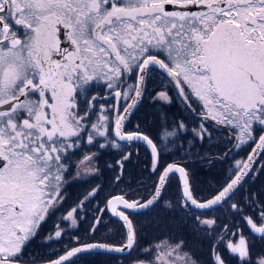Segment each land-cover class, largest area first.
Instances as JSON below:
<instances>
[{"label": "snow or ice", "instance_id": "obj_1", "mask_svg": "<svg viewBox=\"0 0 264 264\" xmlns=\"http://www.w3.org/2000/svg\"><path fill=\"white\" fill-rule=\"evenodd\" d=\"M153 73L175 86L191 113L228 130L234 148L255 144L248 162H237L236 174L206 199L194 195L186 166L165 164L161 149L139 128L124 130ZM101 90L116 103H101ZM153 99L170 102L163 91ZM178 127L186 126L181 121ZM193 131L201 140L211 135L203 123ZM174 135L165 129L160 140ZM114 137L151 147L152 195H112L97 209L121 222L123 244L76 238V246L47 264H75L79 254L130 256L137 235L130 217L153 207L193 213L192 243H211L209 258L200 260L195 248L184 250L185 240L162 241L158 264H264V249L254 252L256 240L264 244V206L256 219L241 217L252 239L241 225L221 230L215 219L201 218L232 199L256 153L264 152V0H0V264H20L41 224L62 206L73 167L76 177L83 162L92 167L98 152L83 149L119 147ZM175 174L181 198L162 204ZM82 206L61 220L76 226ZM230 207L240 214L237 204ZM100 223L97 217L90 225L93 234ZM63 232L57 225L43 242L59 241Z\"/></svg>", "mask_w": 264, "mask_h": 264}, {"label": "rangeland", "instance_id": "obj_2", "mask_svg": "<svg viewBox=\"0 0 264 264\" xmlns=\"http://www.w3.org/2000/svg\"><path fill=\"white\" fill-rule=\"evenodd\" d=\"M134 82V81H133ZM132 82V83H133ZM165 85L167 83H164ZM168 88V87H167ZM153 89H155V86L151 87L149 91H153ZM167 94V93H166ZM157 94H145V96H143L142 100L145 101V104L142 107H145L144 110H142V114H140V116H136V120L139 123V125L145 126L144 129H142L143 127L141 126H137V124H135L134 130H137V128H139V130H143L146 131L148 133H151L152 131V127H151V120H147L148 118H146L145 116H143V114H147L151 113V105H154L155 100L157 99H153L154 97H156ZM168 96V95H167ZM169 97V96H168ZM170 98V102L171 99L174 101L173 97H169ZM161 102H163L164 100H159ZM142 102V101H141ZM169 102V101H167ZM169 102V103H170ZM108 104V103H106ZM168 104V103H166ZM180 104V103H179ZM146 111V112H145ZM113 115V114H112ZM182 120H180L181 122ZM179 122V123H180ZM178 124H176V127L174 125V129L173 130H168V131H175L176 135L168 137V139L172 140L166 144H163V149H164V155L162 156L165 164L169 163L171 160H175L176 158H180L181 156L183 157V154L177 155V150L178 147L179 148H184L183 147V142H186L188 144H190L189 147H192L193 145H197L199 144L198 142H194L195 139H197L198 137L196 136L195 132L193 131V129H198L200 126V124L198 122H196V124L194 125H190V123H187L186 121L184 123V125L186 126L185 128L181 129L178 127ZM203 123V122H202ZM204 124V123H203ZM205 125V124H204ZM150 126V127H148ZM136 127V128H135ZM208 129V126H205ZM209 131V129H208ZM210 133V131H209ZM260 133H255V135L258 137ZM195 138V139H194ZM116 143L119 145V147H112V146H107L105 148H90V149H83V152H87L88 154L94 153V152H98V158L95 161H92V167L89 168V162L86 161L85 163H83V168H84V173L82 174L81 171L79 170L80 174L78 177H76V169L73 167V173L71 175V177H68V181L69 182H74L77 181V183L82 182L83 185L85 186V190L84 191H71V188L67 187V185H65V189H64V196L65 199L62 202V206H60L59 211L55 212L54 215L49 216L45 222H43L40 226L39 229V234L38 236L35 238V240L32 243H35L36 245H41L44 242L45 237L54 234L55 230H56V226L59 225L60 228L64 229V232L62 233V238L59 241H51V243H57V246L52 247L48 250L49 253L43 254L42 252H38L37 255H31L28 257H25L24 259L27 262H31L33 260H37V259H43V258H57L58 256H60L61 254H63L67 248H71L76 246V238H79L80 243H84V242H94V241H104V242H114L113 244H123L124 240L121 236V232L123 231L120 227V224L114 220L111 219V216H105L102 219V223H100V229L98 230V233L96 235H91L90 234V225L94 224V221L96 220V218L99 216V211H97L96 209H101V200H104L105 203L107 201V199L117 193H113V189L117 190V188H124L126 187V182H124L123 184L117 186L118 180H117V176L119 175L120 172V168L116 166V161L118 159H113V162H111V158L110 156L107 157V153H109L112 150H116L118 153L121 154V151H123L124 153L127 152L128 150H130V146H128L127 148L125 147L124 149L121 148L120 142H118V140L114 137ZM192 139V140H191ZM189 140V141H188ZM104 141L101 140V143H103ZM130 145V144H128ZM253 144H251V142L248 145H243L240 148H238V152H237V162H243L244 158L246 157L249 148L252 146ZM136 146V144H135ZM202 147L204 148V145H202ZM138 149L140 155H143L145 157H147L148 153L146 152V150L144 149V147L142 146H136L135 151ZM203 150V149H202ZM179 151V150H178ZM181 151V150H180ZM82 153H78V158L80 159L81 156L83 155ZM204 152V151H202ZM119 155V154H118ZM117 155V158H119V156ZM140 157H138L139 159ZM148 158V157H147ZM146 158V159H147ZM79 161V160H78ZM169 161V162H168ZM77 162V160H76ZM119 162V161H118ZM117 162V163H118ZM118 165H120L118 163ZM263 165V162H259V164L256 165V169L255 171L252 173L251 176V180H254L256 178V176L258 175V172L261 168V166ZM144 168L143 171L138 170L139 172H142L140 174H142V177L140 178V180H138V182H140V185H142V183L144 182L145 184H148L149 182H154V177L150 178V173H149V168H150V164H146V167H142ZM108 169H111L112 172L110 174H106L107 172H109ZM107 171V172H106ZM237 171V169L235 167H231L230 168V172L228 173V175L233 176V174ZM106 172V173H105ZM104 175H108L110 176L108 178V184L107 186L112 187L110 191H108V193L106 195H104V198H101L102 195H100L101 189L105 186V178ZM113 177L112 181L110 182V179ZM146 177H148V180L146 179ZM226 176L225 175H221V179L220 182L218 181H208V185L204 182V186L202 188V185H200L197 181H195L197 183V187L199 192H201L203 194V196H207L209 193H212L210 195H213L214 192L224 183V178ZM97 181V183H95ZM200 183H202V180H198ZM89 183V188H87V184ZM143 183V184H144ZM90 184L91 186L93 185V189H97L98 191L96 192V194L94 196L88 197L87 200H85V197L88 196V194L92 191L90 189ZM117 184V185H116ZM169 190H167V192L164 194L165 196L163 197V201L161 202L163 204L164 201H171L173 203V200L171 199L173 196L176 197V203L179 202L180 198H181V193H180V187L179 184L177 182H175L174 180L170 181V185L168 186ZM69 188V189H68ZM208 188V189H207ZM68 189V190H67ZM171 189V190H170ZM174 189L175 193L172 191ZM207 189V190H206ZM143 191L145 190H140L138 189V192L135 194V197H133L134 199H140L142 196L141 194L143 193ZM170 191H172L173 193H170ZM203 191V192H202ZM142 192V193H141ZM150 192V193H149ZM244 191H242L239 195L236 196V198L234 200H230L226 207L228 210H231V204L235 203L238 205V207L240 208L241 212L238 215L236 213V211L234 209H232L235 213V216H233V213H230V218L227 219L228 223L223 224V217L219 216L220 213L222 212L223 214L225 212H223L224 210L221 211H209L206 213L205 216H202V219H215L216 220V224L217 227H219L221 230H223V226L224 225H228L229 227L232 226L231 220H235L237 221L238 219L243 220L241 217H251L253 219H256L259 215V208H256L254 205H252L250 198H248L247 196L242 195ZM140 194V195H139ZM152 194V190H147V196ZM176 195V196H175ZM109 196V197H108ZM146 196V197H147ZM172 196V197H170ZM96 197H99V199H97ZM204 198V197H202ZM246 200L245 205H249L251 208L250 213L249 211H244L243 207L241 205V203H243L241 200ZM83 201V206L79 209L78 212V221H77V225L76 226H71V221H63L61 220L62 216H66L67 212L72 210L73 208H75L78 204H80ZM253 201V200H252ZM105 205V204H104ZM173 205H175V203H173ZM96 208V209H95ZM156 209V208H155ZM225 209V210H227ZM93 211V213H92ZM162 207L161 208H157V214L162 212ZM189 215H192L193 213L189 212ZM200 213H196V215H199ZM222 215V214H221ZM134 215H131V218H134ZM245 222V221H244ZM238 224V223H235ZM243 233L246 236H249L250 239H252L253 237L251 236L250 230L249 228L245 225V223L243 224ZM233 231H235V229H233ZM202 237V235H201ZM112 240V241H109ZM167 240L170 243H176L171 241L168 238L165 239H161L158 241H154L153 243H151L150 245L143 247L141 249H139V247L137 246V250L135 251L134 255H132L130 258H123V259H119L118 262L116 264H137V262L139 261H143L145 262V264H158V262L156 261V257L159 254V250H157L156 245L160 244L162 241ZM138 241V240H137ZM50 243V242H49ZM54 243V244H55ZM48 244V243H47ZM264 246V244H261L258 240H256V247L258 248L259 246ZM136 247V246H135ZM39 248V247H38ZM44 248V247H42ZM36 249V248H35ZM144 249H149L148 252H144ZM185 251H189L184 249ZM35 251H38L37 249ZM30 253V252H29ZM31 253H33V250L31 248ZM43 254V255H42ZM51 258V259H54ZM50 260V259H48ZM42 261H46V260H42ZM42 261H36L38 262H42Z\"/></svg>", "mask_w": 264, "mask_h": 264}, {"label": "trees", "instance_id": "obj_3", "mask_svg": "<svg viewBox=\"0 0 264 264\" xmlns=\"http://www.w3.org/2000/svg\"><path fill=\"white\" fill-rule=\"evenodd\" d=\"M151 81H152V84H153V82L156 81L155 73H153L148 80V83H147L148 89L151 88ZM144 104H145V101L143 100L140 103L139 108H137V110L129 118V120L127 122L126 129L134 130L133 126L135 124H137L138 127L142 126V125H139V123L137 122L136 116L137 115L139 116V114H142L141 106H143ZM146 118H148L147 120H151L149 113L147 114ZM145 126H142V127L144 128ZM148 127H150V126H148ZM151 127H153L152 120H151ZM154 127H155V125H154ZM118 142H120L122 149L130 146L131 151L128 150L125 153L123 151H121V154H120L116 150H112L109 153H107V157L110 156L111 162H113V159L114 160L118 159L116 161V166L120 168V172H119V175L117 176V177H119V179H117L119 184L118 185L116 184V185L119 186V185L123 184L124 182H126V185H125L126 187L117 188V190L113 189V193L127 194L128 199H134L133 197H135V194L138 192V189H140V190L146 189V191H143V193L141 192L142 197L140 199H147L150 196V195L149 196L146 195L147 190H150V189L152 190L153 181L149 182L148 184H145L143 182L144 184L142 183V185H140V182H138V180H140V178L142 177V174H140L142 172L138 173V170L142 169L141 171H143L144 168H142V167L143 166L146 167V164H148V163L150 165H152V158H151L149 151L147 150V148L143 144L141 145L140 143H138L136 141H131V142L118 141ZM128 144H130V145H128ZM135 144H136V146L138 145V146L144 147V149L148 153V155H147L148 158L143 156V155H140V153L138 152V149L135 151V148H136ZM162 146L163 145H160V149L162 151V156H163L165 151H164ZM179 152L180 151L177 150V155H179ZM190 153H191V155L198 154V153H196V151H194V149H192V147L190 148ZM180 154H182V153L180 152ZM117 155L119 156V158H117ZM111 156L113 157V159ZM124 156H128L129 158L127 160H124L123 159ZM138 157H140V158L138 159ZM180 158H182V156ZM176 159H178V158H176ZM118 161H120V163H121L120 165H118V163H117ZM259 162H263V165L261 166L256 178L254 180L250 181L251 176H252V175H250L247 178V180L242 184V186L239 187V190L236 192V194L232 197L231 200H234L237 195H239L242 191H244L242 193L243 197L248 195L247 197L250 198L251 203L253 202L252 205L256 206V208H259V209L262 206H264V153L261 155ZM259 162L257 164H259ZM150 168H149V173H150V178H152L154 176H153ZM255 169H256V167H255ZM255 169H254V171H255ZM108 170H109V172L106 171L107 172V173L105 172L106 174H110L112 172L111 169H108ZM191 171L195 172V174H196L195 181H197L199 183V181H198L199 177H200L199 169L195 168L193 166V169ZM201 175H202V188L204 186V182L208 185V183H207L208 181L220 182V180H222L221 179L222 173L217 174V175L216 174L209 175L205 172L203 167H202V174ZM225 176L226 177L224 178V181L226 178L230 177L231 175L227 174ZM109 177L110 176H108V175H104V178H105L104 182L106 184L101 189V192H100V195H102L101 198H104V195H106L108 193V191H110L111 188L114 186V185L112 187L107 186V184H108L107 180ZM112 179H113V177L110 179V182L112 181ZM146 179L148 180V177H146ZM175 182H177V180H175ZM95 183H97V181ZM167 190H169V187H167L166 190L164 191L163 197L165 196L164 194L167 192ZM172 191L175 193L176 190L174 191V189H173ZM172 191H170V193H173ZM210 194H212V193H209L205 197L199 191H197L195 193V195L198 199H206V198L211 196ZM114 195H116V194H114ZM170 197H172V196H170ZM202 197H204V198H202ZM96 198L99 199V197H96ZM171 199L173 200V203H175V205L178 204V203H176V197L173 196ZM101 201L102 202L100 204L102 207V206H104L105 201L104 200H101ZM241 201L243 202V206H242L243 210L246 212L250 211L251 207L249 205L248 206L245 205V203H244V202H246V200H244V201L241 200ZM241 205H242V203H241ZM155 208L156 207H153V208H151L145 212H141V213H132V215H134L135 217L134 218L130 217V218L133 219V223L136 226V230H137L136 237L137 238H136V247L132 251L130 256L110 254V257H111L110 258L109 255L81 254L80 258L78 260L76 257H74L72 260L75 261V264H116L119 259H123V258L127 259V258H130L132 255H134L135 251L137 250V246L139 247V249H141L143 247L150 245L154 241H158V240L165 239V238H168L173 242H177L179 240H185L187 242L186 247H185L186 250L192 251L193 248H195L196 255L199 257L200 260H207L209 258L207 253H208L209 248L211 247V243H209L207 240L203 244H200V243L193 244L192 243L191 232H192V228L194 226V221L190 218L192 216V215H189L190 213L185 215L184 210L177 207L175 209V212H166L162 209L163 211L157 214V208L156 209ZM225 209H227V208H225L224 206H220V207L215 208L214 210H211V211L224 210L223 212H225V213L223 214L221 212L219 215V216L223 217L224 219H226V220H223V224L228 223L227 219L230 218L231 212L233 213V216H235V213L232 210V208H231V210H228V209L225 210ZM193 211L195 212V214L200 213V211H197V210H193ZM108 215L109 214L107 212H105V214L102 215V219H103V217L108 216ZM111 219L118 222L119 224H121L115 218L111 217ZM94 223H95V221H94ZM100 226H101L100 224L97 225L98 229H100ZM97 233H98V231L95 232L94 234L90 231L91 235H96ZM196 235L198 237H201L202 233L197 232ZM109 241H112V240H109ZM54 243H51V242L48 244L43 243L41 245H36L35 243H31L29 245V247L26 249L24 257L21 260V262H23V263H37L36 261H42V260L48 261V259L54 258V257L43 258V259L40 258L37 260H33L31 262H27L24 259L25 257L31 256V255H37L38 252H42L43 254L49 253L48 250L50 248L57 246V243H55V244ZM84 243H87V242H84ZM108 243H110V242H108ZM112 243H114V242H112ZM212 243H215V241H213ZM42 247H44V248H42ZM31 248L33 250V253H31ZM35 248L38 251H35L36 250ZM262 249H264L263 245L259 246L258 248H255V250H254L255 254H260ZM253 259H255V256L253 257ZM42 262H44V261H42ZM233 264H235V261H233Z\"/></svg>", "mask_w": 264, "mask_h": 264}, {"label": "flooded vegetation", "instance_id": "obj_4", "mask_svg": "<svg viewBox=\"0 0 264 264\" xmlns=\"http://www.w3.org/2000/svg\"><path fill=\"white\" fill-rule=\"evenodd\" d=\"M155 77H156V81L153 82V84L151 81V87L155 86V89H153V91H149L150 89H148L146 87V91L144 93V96L146 93L154 95V94H157V93L163 91V92H166L169 97H173L174 101L172 99H171L170 103L167 101L161 102L159 100L153 101L154 105H151V108H150V110H151L150 117H151V120L153 123L152 132L148 133V132H145L143 130H139L141 133L147 135L160 148V145H163L166 143L169 144V142L172 140V138H171V139H167V141L162 142L160 140L162 131L165 129L167 131L173 130L174 125L176 127V124H178L180 122V120H182L184 122L186 121L187 123H190V125H193V124L195 125L196 122H198L201 125V123L203 122L205 124V126H208V129L210 131V134H211L210 138L207 136L203 140H201L199 137L197 139L194 138L195 139L194 142H198L199 144L193 145L192 149H194V151H196V153H198V154L191 155V153H190L191 147H189L190 144L183 142L184 148L181 149L178 147V150L179 151L181 150L180 152L183 154V157L175 159V160H171L170 162L168 161L169 163L175 161L176 163H179L183 166H186V170L189 172V176H190V183L192 185V188L194 190V195H195V193L199 190L197 187V183L195 182L196 174H195V172L191 171L193 169V166L195 168L199 169V172H200L199 179L200 180H202V175H201L202 174V167L204 168L205 172L209 175H212V174L217 175V174H221V173L224 175H227L230 172L231 167H235L237 169L238 148L233 147L235 141L230 140L231 133L228 130H226L220 126H215L214 122H212V121H203L201 119V117H199L196 114L191 113L185 107L184 103H182L180 101V98L178 97L177 90H176L175 86L172 83H170L168 79H166L165 77H163L161 75H157L155 73ZM128 82L132 83L133 80H129ZM164 83H167V84L165 85ZM101 94L106 97L105 101H101V103H105V106H108L109 104L116 103V101L114 99H112V97L108 96L106 90H101ZM106 103H108V104H106ZM166 103H168V104H166ZM121 104H123V102H121ZM193 107L195 108L196 105L193 104ZM138 108H139V106H138ZM144 109H145V107H142V110H144ZM122 111H123V108L121 107V112ZM197 111H198V109H197ZM112 114L115 115L114 113H112ZM139 116H140V114H139ZM143 116L146 117V114H143ZM154 125H155V127H154ZM126 126H127V123H126L125 128H124L126 132L137 131V130H128V129H126ZM142 129H144V128H142ZM101 140H103V139L101 138ZM136 142L140 143L141 145L143 144L139 141H136ZM202 145H204V148L202 147ZM252 146L249 148V151L252 148ZM90 148H92V147H89L86 149H90ZM147 150L149 151L148 148H147ZM202 151H204V152H202ZM249 151H248V153H249ZM149 153H150V151H149ZM150 155H151V153H150ZM151 158H152V156H151ZM245 158H244V160H245ZM76 160L77 161L80 160L78 158V154H77V156L73 157V162H76ZM85 162H83V163H85ZM258 162H259V160L257 161V163ZM83 163L80 165V169H79L82 174L84 173ZM257 163H256V165H257ZM119 164H121V163H119ZM256 165H255V167H256ZM150 167H151L150 169H152V165H150ZM255 167H254V169H255ZM254 169L252 170L250 175H252ZM72 173H73V171H72ZM235 173L233 174V176L235 175ZM69 177H71V176H69ZM172 180H174V181L177 180L179 187H180V182H179V179H178L176 174ZM200 185H202V183H200ZM67 187L71 188V191H76V190L84 191L85 190V186L83 185V183L82 182L77 183V181L69 182ZM87 188H89V183L87 184ZM92 188H93V185L91 186V184H90V189L92 190ZM226 205L227 204H222L221 206H224L225 208H227ZM242 206H243V203H242ZM103 208H105V205L101 207V210ZM100 212L101 211H99V213ZM105 212L108 213V211H103L102 215L105 214ZM92 213H93V211H92ZM249 213H250V211H249ZM101 218H102V216H101ZM231 223L232 224L238 223V225H241L240 230L243 231V227H244L243 224L245 223L244 220H241V219H238L237 221L231 220Z\"/></svg>", "mask_w": 264, "mask_h": 264}, {"label": "water", "instance_id": "obj_5", "mask_svg": "<svg viewBox=\"0 0 264 264\" xmlns=\"http://www.w3.org/2000/svg\"><path fill=\"white\" fill-rule=\"evenodd\" d=\"M143 98V97H142ZM141 101H142V99H141ZM141 101L137 104V106H136V108H134L132 111H131V113L128 115V117H127V119L124 121V128H125V125H126V123H127V121L129 120V118L131 117V115L135 112V110L137 109V107L140 105V103H141ZM123 112V111H122ZM121 112V113H122ZM125 130V129H124ZM141 134H143V133H141ZM260 134H262V133H260ZM143 135H145V134H143ZM117 140H119V138L118 137H115ZM119 141H121V140H119ZM121 142H131V141H121ZM139 142H141V143H143L148 149H149V151H150V153H151V147L146 143V142H144L143 140H139ZM255 148V144L252 146V148L250 149V151H249V153L247 154V156H246V158H245V160L243 161V163H246V162H248V157H249V155H251L252 154V152H253V149ZM262 153L263 152H257L256 153V155H255V157H254V160L252 161V163H251V170L249 171V174L244 178V181L247 179V177L250 175V173L252 172V170L254 169V167H255V165H256V163H257V161L259 160V158L261 157V155H262ZM151 156H152V153H151ZM118 163H120V161L118 162ZM242 163V164H243ZM179 164V163H178ZM242 166V165H241ZM236 174V173H235ZM177 175V177H178V179H179V174H176ZM244 181L242 182V184L244 183ZM179 182H180V187H181V181L179 180ZM164 193V192H163ZM163 193H162V195H163ZM116 195H118V194H116ZM130 200H142V199H130ZM222 205V204H221ZM220 205V206H221ZM217 207H219V206H217ZM216 207V208H217ZM104 209V208H103ZM102 209V210H103ZM147 210H149V209H144V210H142V211H140V212H133V213H141V212H145V211H147ZM129 211H131V210H129ZM197 211H200V210H197ZM102 212L103 211H101L100 212V214H99V216L98 217H101L102 216ZM108 213L110 214V216L111 217H113V218H115L116 220H118V218L117 217H114L112 214H111V212L110 211H108ZM95 222H96V220H95ZM121 223V222H120ZM95 224V223H94ZM137 238V237H136ZM87 243H89V242H87ZM64 254V253H63ZM63 254H61V255H63ZM112 254H115V255H121L120 253H112ZM79 255H81V254H79ZM74 258V257H73ZM72 258V259H73ZM56 259V258H55ZM20 264H47V261H44V262H38V263H23V262H20Z\"/></svg>", "mask_w": 264, "mask_h": 264}, {"label": "bare ground", "instance_id": "obj_6", "mask_svg": "<svg viewBox=\"0 0 264 264\" xmlns=\"http://www.w3.org/2000/svg\"><path fill=\"white\" fill-rule=\"evenodd\" d=\"M151 195H152V194H151ZM151 195H150V196H151ZM150 196H149V197H150Z\"/></svg>", "mask_w": 264, "mask_h": 264}]
</instances>
